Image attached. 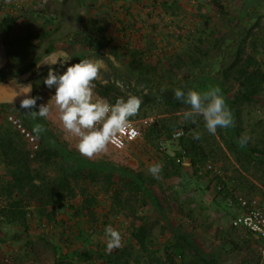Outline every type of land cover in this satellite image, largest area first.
I'll return each mask as SVG.
<instances>
[{
    "label": "rangeland",
    "instance_id": "obj_1",
    "mask_svg": "<svg viewBox=\"0 0 264 264\" xmlns=\"http://www.w3.org/2000/svg\"><path fill=\"white\" fill-rule=\"evenodd\" d=\"M231 2L225 5L224 11L217 12L219 30L215 37L222 34L226 16H231L235 22L232 23L237 24L224 36L222 47L226 53L222 62L211 60L207 73L200 74L201 67L187 59L174 79L168 77L162 87L152 88L131 76L134 75L132 54L142 53L144 62H165L166 58L175 62L184 50L197 43V36L193 34L202 28L201 22L193 16L196 10L188 0H151L150 3L149 0H44L43 3L0 0V19L7 15L23 17L24 31L38 35L29 47L23 44L22 38H13L11 48L21 55H9L4 67L7 73L23 74L43 57L64 51L73 63L85 58L99 62L94 94L101 97L97 84H107L114 77L113 67L106 59L111 57L116 65L124 66L122 72L126 78L121 83L135 81L133 90L127 88L121 94H114L111 103L119 97H140L139 113L130 119L140 120L146 128L135 141L124 139L123 148L110 144L106 152L89 159L77 151L78 138L64 130L54 101H50L48 118L35 119L12 103L0 104V131H14L11 133L17 148L28 151L30 167L26 165L21 171L28 169L33 177L41 178L32 179L28 185H25L27 180L15 181L16 169L2 162L0 155V264H205V259L210 264H264V234L249 238L246 229L231 224L234 215L242 212L236 197L256 198L264 207V160L256 153L250 154L252 147L264 145V87L259 96L263 100L239 103L236 118L230 100L238 89V71H233L227 79L221 74L234 59L235 53L229 52L230 47L237 48V43L249 33L240 63L252 54L260 58L263 68L264 0H246V4L240 0ZM38 7L56 16L53 24L33 18ZM246 9L249 12L244 14ZM187 19L192 21L189 27H184L182 22ZM100 26L117 42L116 54L110 51L111 47L106 49L108 57L99 58L96 53L88 52V37ZM206 32V37L211 38L210 29ZM169 68L160 64V72L165 73ZM46 75L47 71L34 84L32 96L42 97L37 105L47 103L55 93V89L43 84ZM177 87L199 91L218 87L232 110L233 124L218 128L215 135L207 132L202 117L195 118L194 122L195 131L201 134L206 147L207 160L218 165L224 177L222 193L215 190L216 181L210 176L194 173L187 157L182 162L177 159L174 162L177 135L172 141H155V145L145 138L148 124L157 116L171 115L174 108L168 101H177L173 98ZM187 109L183 104L174 114L182 115ZM28 119L32 123L41 120L37 123L43 130L34 133ZM236 132L250 139L242 145ZM46 137L56 138L61 145L60 152L70 157L66 168L60 154L52 156L50 162L36 158L40 147L36 149L34 145L41 144L40 140ZM88 163L93 167L102 166L100 170H92ZM156 163L162 165L159 178L148 171ZM58 177L66 181V194L72 190L74 194L53 203L55 200L50 201L48 193L45 200L51 202L47 204L49 215L40 213L42 208L35 203L39 195L37 186L45 183L47 187H54ZM139 183L147 184L152 195L138 190ZM15 203L26 211V217L19 215L20 220L13 221L8 215ZM23 219L25 225L21 223ZM109 225L122 236V246L111 251L118 254L111 256L106 251L104 231ZM75 250L89 251L92 261L80 259Z\"/></svg>",
    "mask_w": 264,
    "mask_h": 264
},
{
    "label": "trees",
    "instance_id": "obj_2",
    "mask_svg": "<svg viewBox=\"0 0 264 264\" xmlns=\"http://www.w3.org/2000/svg\"><path fill=\"white\" fill-rule=\"evenodd\" d=\"M40 3H43L44 0H39ZM209 3L212 4V7L214 10L218 11H224L226 9L225 5H223L221 0H208ZM239 0H236L238 2ZM243 4H246V0H240ZM235 2V0H234ZM26 8V6H23ZM237 7V6H236ZM208 11V9H206ZM244 10L243 12H247ZM33 13V12H32ZM53 13H46L43 9L37 8L35 10V13H33V18L34 19H40L43 21V23L47 25H51L54 23V16L50 15ZM50 15V16H48ZM213 15V12L210 13V16H205L201 22V29L197 30V34H193L197 36V43L193 46H189L187 50L183 51L182 55H179L175 62H171L169 58L164 59L165 62L163 61H158V62H144L142 53L140 52H134L133 59L131 61L132 63V69L131 71L134 75H131L132 77H135L138 80L147 82L152 88H160L163 86V84L166 83L167 78L170 77V79H174L177 75V72L180 71L181 67L183 65H186V61L188 62L187 59L191 60V64H194L196 67H201V72L199 73H207L209 70V65L211 64V60L218 59V61L221 63L224 55L226 53V48H223V40L224 36L226 34H230L234 29L235 25L233 24V18L231 16H227V23L226 26L224 27V30L221 31L218 36L215 37V34H218L219 28L213 27V20L211 19V16ZM56 19V16H55ZM23 17H15L13 15H7L4 16L2 19H0V32L3 35L4 42L7 48V53L8 55L13 53V56H18L21 55L20 51H14L11 48V41L13 40L14 37H20L23 40V44L26 47H29L33 45L35 39L37 38V34H32L31 31L26 32L24 31V27H21L23 24ZM121 24H124V20H119ZM234 22V21H233ZM235 23V22H234ZM259 23V21H258ZM257 23V24H258ZM256 24V25H257ZM123 28L125 26H122ZM210 29L211 38L206 37L208 34L206 30ZM242 33V32H241ZM248 34V33H247ZM243 35H245V32H243ZM250 33L248 34V36ZM246 35L244 36V40L240 41L237 43V48L236 45L234 48L230 47V49H235V50H230L229 52L235 53V56H233V62L229 64L225 69H222L223 78L227 79L229 75L233 71H238L239 76L237 77L239 83H238V89L237 91L234 92L233 98L230 100V103L232 108H234V114L236 118L239 115V109L238 105L239 103H242L243 101H257L260 99V92L262 88L264 87V66L263 68L260 67V58H258L256 55H247V58L244 60V63L241 64L240 61L243 57V54L245 52V43L248 38ZM88 52H94L97 54L99 58L102 57H108L106 55V49L110 48V51L114 54H116L115 49L118 47L117 42L115 41L114 38L106 34V30L104 27L100 26L98 28V31L92 32V34L88 37ZM202 44V45H201ZM254 47L256 46V43H253ZM51 50V49H50ZM109 53V52H108ZM139 53V55H138ZM259 53V52H257ZM185 57V58H184ZM108 62L110 63L111 67H113L114 71V77L107 82V84H101L98 83V88H99V95L103 98H106L109 102H111V96L113 97L114 94H121L123 93L124 89L129 88L130 90H133L135 81L121 83L122 79H125L126 77L124 76L122 69L124 68L123 65L120 64H115L112 61L111 57L106 58ZM182 61V62H181ZM170 62V63H169ZM160 64H164L169 66L170 68L164 73L160 72ZM101 67V66H100ZM127 68V65H125ZM238 67V68H237ZM237 68V69H236ZM236 71V72H237ZM130 76V77H131ZM174 77V78H173ZM173 82V80H172ZM97 83V82H96ZM154 84H156L154 86ZM175 85V84H173ZM180 85V84H177ZM125 86V88H124ZM167 86V85H166ZM195 89V88H194ZM117 96V95H116ZM145 99L148 100V97L145 96ZM117 99V98H116ZM263 100V99H260ZM170 104L173 105L174 110H171V115H161L157 116V118L152 121L150 124H148V128L145 132V138L149 140L153 145H155L156 142H160L161 140H173L174 132L177 129L182 130V134L177 136L178 141H177V149L175 150L176 155L172 157L174 159V162H176L175 159H177L179 162H182L184 157H187L194 167V173L197 176H203L207 177L210 176L211 180L214 182L213 186L217 192H224V177L222 176L221 173L217 172L216 169H208L206 166L208 163H212L208 161V154L206 147L204 145V142L201 139L196 140L193 138V134L196 132V124L194 122L188 121L185 122L182 119L181 114H174V111H176L178 108L181 107L184 103L182 101H168ZM169 112V111H168ZM164 113V112H163ZM132 120V119H131ZM36 121V120H35ZM41 120H37L36 123H32L31 120L28 119L29 125H31V128L34 131V127L37 122H40ZM136 121L137 124L140 126V135L142 130L144 129V126L140 120H132ZM233 128V127H232ZM146 129V128H145ZM144 129V130H145ZM235 129V128H233ZM14 132V131H11ZM9 130H1L0 131V155L2 158V162L6 163L9 166H13L16 169V172L14 173V178L15 181H23L27 180L28 185L32 179L37 180L41 179L39 175L33 177L34 175L29 172L28 169H24L21 171V168L27 165V168L30 167V159L28 157V151H22L19 148H17V144L14 138V134L11 133ZM34 133H36L34 131ZM237 136L240 139V135L238 132H236ZM140 135L135 138L134 140L130 141H135L140 137ZM45 138V135H43V139ZM51 138V137H50ZM153 141V142H152ZM41 144L39 145H34L36 149L38 146L40 147L36 152V158H42L46 162H50L52 159V156L55 157V155L60 154L63 157V162L64 165L63 167L66 168L69 164L68 160L70 157L65 155L63 152L61 153L59 150V145L58 140L55 139H49V137H46V140H40ZM59 146V147H58ZM256 153L258 157L261 160H264V145L262 147H252L250 154ZM36 158L34 160H36ZM68 159V160H67ZM55 160H53L52 164L54 163ZM51 164V166H52ZM90 164V163H88ZM91 169L95 170L101 169L102 165H99L98 167L95 166L93 167L92 164ZM217 168L218 165L214 164ZM212 175V176H211ZM222 177V178H221ZM66 178V177H65ZM67 179V178H66ZM14 184V183H13ZM17 185V184H16ZM24 185V186H25ZM54 185V184H53ZM66 181L62 179V177L55 178V185L54 187H47L46 184L44 183L43 185H38L37 186V193L39 194L38 197H35V203L39 205L40 210L39 212L44 213L46 215H49V209L47 207L51 204V202H48L45 200V195L49 193V198L50 201H54L53 203H56L57 201H62L66 199L68 196H72L74 194L73 190L69 191L70 193L65 192V187L66 186ZM138 190L142 189L144 192H148L150 195H152V192L150 191L149 186L146 185H141L140 183L137 184ZM34 197V196H33ZM55 197V199H54ZM243 197V196H238L236 197L237 200L238 198ZM159 204V203H158ZM47 205V206H46ZM11 213L8 215L9 218L13 221L20 220L17 217L20 215L21 218L26 217V211L23 209L20 210L19 203H15L12 208H10ZM20 210V211H18ZM22 224H26V221L23 219L21 221ZM140 230L142 229V226L139 228ZM138 231H136L137 233ZM247 236L249 238L257 237L258 234L254 232L247 231L246 232ZM76 256H78L80 259L84 261H92V254L87 251V250H75ZM118 254V252H110L108 255H114ZM205 264H210L209 260H204ZM113 262V260H112ZM114 263V262H113ZM117 264V263H115Z\"/></svg>",
    "mask_w": 264,
    "mask_h": 264
},
{
    "label": "clouds",
    "instance_id": "obj_3",
    "mask_svg": "<svg viewBox=\"0 0 264 264\" xmlns=\"http://www.w3.org/2000/svg\"><path fill=\"white\" fill-rule=\"evenodd\" d=\"M72 57L67 52H56L46 57L41 65L47 66L46 77L43 84L48 89H55L47 103L37 105L40 96H31L32 85H21L13 80L19 92L13 101L21 94L20 108L26 110V115L33 119L48 118L50 114V101H54L58 109L59 120L64 130L78 138L77 151L86 158H94L108 150L111 144L116 148L124 147V139L134 140L140 133L134 128L130 118L138 115L142 100L131 95L126 99L119 97L115 103L106 98L95 96L94 81L97 79L100 64L92 59H80L78 63H69ZM65 69L63 71L58 70ZM173 98L182 101L188 109L182 113L185 122H195V118L202 117L207 132L215 135L218 128H228L233 124L232 110L226 105L225 98L218 87H211L205 91L194 88L183 90L175 88ZM12 101V102H13ZM38 107V111H35ZM43 126L36 124L34 131L39 134ZM193 138L201 139V134L195 132ZM250 137L242 135L239 143L246 144ZM154 178H159L162 165L152 164L148 169ZM106 251L111 252L122 246L121 233L111 225L105 228Z\"/></svg>",
    "mask_w": 264,
    "mask_h": 264
},
{
    "label": "built area",
    "instance_id": "obj_4",
    "mask_svg": "<svg viewBox=\"0 0 264 264\" xmlns=\"http://www.w3.org/2000/svg\"><path fill=\"white\" fill-rule=\"evenodd\" d=\"M54 16L55 15L50 14ZM48 15V16H50ZM51 17V16H50ZM134 128L140 133V126L136 121H132ZM182 130H175L174 135H181ZM33 140V137H30ZM127 139V138H125ZM128 140V139H127ZM208 169H216L217 172L220 173L219 168H217L214 164L208 163L206 166ZM239 205L242 208V212L238 215H234L232 218L231 224L233 227H243L246 231L257 233L258 235L264 234V207L260 206L258 200L256 198H238Z\"/></svg>",
    "mask_w": 264,
    "mask_h": 264
},
{
    "label": "flooded vegetation",
    "instance_id": "obj_5",
    "mask_svg": "<svg viewBox=\"0 0 264 264\" xmlns=\"http://www.w3.org/2000/svg\"><path fill=\"white\" fill-rule=\"evenodd\" d=\"M46 57L48 56L43 57V59H41L38 62V64L41 63ZM69 63H73L72 59ZM54 67L59 69V65H56ZM6 71L7 70L5 68H3V70L0 71V104L9 103V102H2L1 99L6 98L13 92L19 91V89L16 88V85L13 83V80L19 82L21 85L31 84L32 85L31 92L33 95L34 84H35L36 79H38L46 71H48V67L41 65L39 68H37V64L35 66L32 65V67L23 74L15 73V71L7 73ZM15 106L20 108V105H15Z\"/></svg>",
    "mask_w": 264,
    "mask_h": 264
},
{
    "label": "crops",
    "instance_id": "obj_6",
    "mask_svg": "<svg viewBox=\"0 0 264 264\" xmlns=\"http://www.w3.org/2000/svg\"><path fill=\"white\" fill-rule=\"evenodd\" d=\"M188 1H189V3H191L194 6V8L196 10L195 14L193 15V16H195L196 19L202 20L205 16H210V13L213 12V15L211 16V19L213 20V27L219 26L218 20H217V16H219V15L217 14V10L213 11V8L210 9V7H212V4L209 3L208 0H188ZM231 1H233V0H221L220 3H222L223 5H228V4H232ZM150 2H151V0H149V3ZM151 9H153V8H151ZM206 9H208V11ZM249 10H250V8H249ZM249 10H247V12H249ZM244 14H246V12H244ZM148 15L150 16V14H148ZM226 20H227V16H226ZM190 21H192V20L187 19L184 22H182L184 27H189ZM227 21H226V23H227ZM226 23H224V27L226 26Z\"/></svg>",
    "mask_w": 264,
    "mask_h": 264
},
{
    "label": "water",
    "instance_id": "obj_7",
    "mask_svg": "<svg viewBox=\"0 0 264 264\" xmlns=\"http://www.w3.org/2000/svg\"><path fill=\"white\" fill-rule=\"evenodd\" d=\"M9 61V55L7 53V48L4 42V38L2 33L0 32V71L3 70V68L7 65ZM19 92V91H16ZM16 92L11 93L9 96H7L4 99H1L2 102H9L14 105H20V100L24 98V94H21L18 98H16L13 101L14 96L16 95ZM32 96V92L30 93ZM13 101V102H12Z\"/></svg>",
    "mask_w": 264,
    "mask_h": 264
}]
</instances>
